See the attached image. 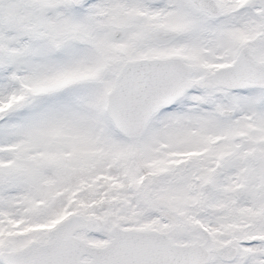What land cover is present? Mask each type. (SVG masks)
I'll return each mask as SVG.
<instances>
[{
    "label": "snow or ice",
    "instance_id": "snow-or-ice-1",
    "mask_svg": "<svg viewBox=\"0 0 264 264\" xmlns=\"http://www.w3.org/2000/svg\"><path fill=\"white\" fill-rule=\"evenodd\" d=\"M0 264H264V0H0Z\"/></svg>",
    "mask_w": 264,
    "mask_h": 264
}]
</instances>
